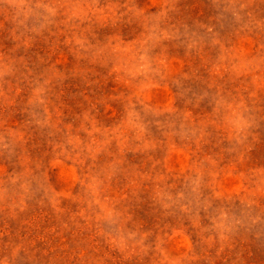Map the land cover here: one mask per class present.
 <instances>
[{
    "label": "rangeland",
    "instance_id": "374dc122",
    "mask_svg": "<svg viewBox=\"0 0 264 264\" xmlns=\"http://www.w3.org/2000/svg\"><path fill=\"white\" fill-rule=\"evenodd\" d=\"M0 264H264V0H0Z\"/></svg>",
    "mask_w": 264,
    "mask_h": 264
}]
</instances>
